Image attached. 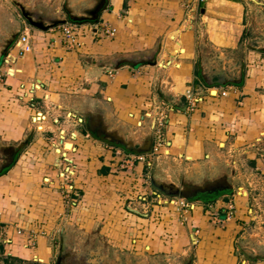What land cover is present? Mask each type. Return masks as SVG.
I'll return each mask as SVG.
<instances>
[{
	"label": "crops",
	"instance_id": "crops-1",
	"mask_svg": "<svg viewBox=\"0 0 264 264\" xmlns=\"http://www.w3.org/2000/svg\"><path fill=\"white\" fill-rule=\"evenodd\" d=\"M15 2L35 22L54 26L29 23ZM262 10L264 0H0V49L20 23L16 41L28 35L21 54L16 41L4 54L18 55L13 74L0 59V141L17 140L31 112L58 123L57 109L76 112L86 128L84 115H91L138 147L162 115L163 145L153 130L151 152L133 154L151 157L159 178L199 183L227 175L238 190L212 203L184 199L191 209L155 198L144 210L117 202L105 228L112 263L181 264L193 253L192 264H264L245 248L261 252L264 243V47L244 48L242 62L235 59L251 39L264 42V24L256 26ZM69 20L81 30L73 50L59 30ZM190 94L201 98L192 107ZM56 98L47 114L37 110ZM14 221L17 214L0 211V264H50L47 238H22Z\"/></svg>",
	"mask_w": 264,
	"mask_h": 264
},
{
	"label": "rangeland",
	"instance_id": "rangeland-1",
	"mask_svg": "<svg viewBox=\"0 0 264 264\" xmlns=\"http://www.w3.org/2000/svg\"><path fill=\"white\" fill-rule=\"evenodd\" d=\"M12 7H15V12H20L18 7ZM257 16L259 19L256 26L264 24V10L257 13ZM59 30L61 32L60 27ZM249 35L251 38L255 36L251 29ZM61 40L68 50L76 49V45L68 48ZM261 44L251 39L249 44L238 48L235 52L236 65L242 62L245 49L255 46L263 48L264 42ZM5 57L2 67H12L4 62ZM80 58L85 63L91 61L88 57ZM194 96L197 97L190 94V98ZM54 101H59V98L48 102L43 100L37 110L43 115L47 114L46 111L53 106ZM55 111L59 112L58 123L50 119L44 121L42 115L31 112L28 114V124L17 140L0 141V148L2 145L17 147L27 139L12 160L14 166L11 167V163L5 171L11 167L10 170L0 176V211L8 218L16 214L19 216L20 221L14 222L20 224L22 238L27 233L34 239L36 234L47 238L51 248L50 264H56L60 248L62 254L70 253L66 258L70 264L110 263V257L114 255L109 253L111 243L105 228L112 209L117 202L121 203L122 208L130 200L138 205L129 204L133 208L144 210L148 207V201L150 203L155 198L151 193L155 190L150 187V175H156L155 162L151 157L142 158L116 144L95 138L83 122L78 121L79 115L76 112L71 110L74 115L68 116L64 111L55 109L52 112ZM34 117L40 120L35 121ZM73 134H76V138ZM118 134L124 137V134ZM64 142L68 143L67 148L73 144L72 147L76 149L65 150ZM61 152H66L69 162L60 156ZM148 159L150 164L147 163ZM142 162L145 163L143 169ZM66 167L72 173L65 172L63 168ZM233 191L238 190L233 188ZM139 197H146L147 201ZM6 222L13 223L8 220ZM253 227L247 229L250 245L253 244ZM49 230L53 235H47ZM245 248L249 250L247 255L264 258V243L261 244V252Z\"/></svg>",
	"mask_w": 264,
	"mask_h": 264
},
{
	"label": "water",
	"instance_id": "water-1",
	"mask_svg": "<svg viewBox=\"0 0 264 264\" xmlns=\"http://www.w3.org/2000/svg\"><path fill=\"white\" fill-rule=\"evenodd\" d=\"M15 3L20 8L21 13L24 16V18H26V20L29 23L33 24L34 26H37L38 28H41V29H47V28L54 26L53 24H50L48 26H42L41 24L35 22L34 20H32L31 17H29L26 14L25 7L22 4L17 3V2ZM21 30H22V24L20 23L19 28L11 32L5 38L4 44L2 45L0 49V59L2 56H4L6 50L16 41V38L20 34ZM86 117L87 115H84L85 119ZM101 127L103 126L101 125ZM102 130L105 133H109V135H108V138H103L101 136L97 137L100 140L107 141L112 144H116L122 147L123 149H126L134 153H150L151 152L152 131L154 130V120L151 124V131L145 136L144 141L138 147L134 145V142L130 138L124 139L123 135H119L116 132H107L105 128ZM25 140L18 144L17 152L24 145ZM150 187L165 197L181 198V199L192 200V201H203V202H208V203H212L222 196L233 194V186L227 180V175H223V176L216 177L213 179H207L199 183H192L186 180H183L179 183H175V182H172L166 179L159 178L158 176L154 174H151L150 175ZM61 255H62V249L60 248L56 264H59ZM68 255L70 256V253ZM193 258H194L193 253L187 254L184 256L181 264H192ZM104 264H115V263L110 262V263H104Z\"/></svg>",
	"mask_w": 264,
	"mask_h": 264
},
{
	"label": "built area",
	"instance_id": "built-area-1",
	"mask_svg": "<svg viewBox=\"0 0 264 264\" xmlns=\"http://www.w3.org/2000/svg\"><path fill=\"white\" fill-rule=\"evenodd\" d=\"M60 29H61V38L64 41V44L66 45V47L68 48H72L73 46L78 44V34L81 31L80 30V25L77 23H73V22H68L65 21L64 23L59 25ZM103 34L106 35H113V31L107 28H104L102 30ZM28 42V35L27 34H23L20 36V38L15 42V46L19 49L20 54L24 51V45ZM18 57V55H12L11 53H9L8 55H6L4 62L7 65H11L15 62L16 58ZM6 74H13V68L12 67H7L6 69ZM21 88H24V84H21L20 86ZM39 88L38 83H32L30 84L29 88L27 89L28 92H32L36 89ZM201 98L198 97H192L190 98V106H194ZM40 115V114H39ZM39 117V116H38ZM40 120V119H39ZM164 125V117L162 115H158L156 118V122L154 124V130L157 134V138H158V143L162 142V138H161V128ZM71 150H74V148L72 147ZM60 156H62L66 161H70L68 158H66V152H61ZM65 172H70L72 173V170H69L68 167L63 168ZM63 175V173H61ZM153 194L155 195V200L158 203H165V204H171L174 206H177L179 208H185V209H191L193 207L192 203H189L188 201H185L184 199H178V198H168L165 197L161 194H159L157 191H154ZM228 216L232 214L233 211V206L232 204H230L228 206ZM4 226L1 224L0 222V235L2 234L3 230H4Z\"/></svg>",
	"mask_w": 264,
	"mask_h": 264
},
{
	"label": "flooded vegetation",
	"instance_id": "flooded-vegetation-1",
	"mask_svg": "<svg viewBox=\"0 0 264 264\" xmlns=\"http://www.w3.org/2000/svg\"><path fill=\"white\" fill-rule=\"evenodd\" d=\"M96 119L93 118L91 115H88L85 119V124L87 125L88 130L96 137H103L108 138L109 133H105L101 127L102 123L95 124ZM17 153V147L14 145H2L0 148V172L8 168L12 160L14 159V156ZM68 254V253H67ZM67 254L63 253L61 255V259L59 261V264H70L67 262ZM57 262V260H56ZM77 264V263H72Z\"/></svg>",
	"mask_w": 264,
	"mask_h": 264
},
{
	"label": "bare ground",
	"instance_id": "bare-ground-1",
	"mask_svg": "<svg viewBox=\"0 0 264 264\" xmlns=\"http://www.w3.org/2000/svg\"><path fill=\"white\" fill-rule=\"evenodd\" d=\"M36 119H40V118H38V117H34V120H36ZM61 143H62V142H61ZM63 145H64L65 150H66V149H67V150H70V149L72 148V144H69V145H70V148H67V147H66V146L68 145L67 142H64ZM57 152H58V150H57Z\"/></svg>",
	"mask_w": 264,
	"mask_h": 264
}]
</instances>
